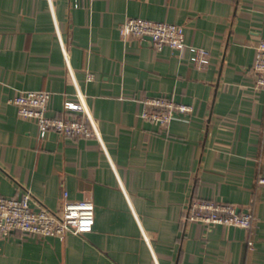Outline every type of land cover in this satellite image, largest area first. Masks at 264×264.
Returning <instances> with one entry per match:
<instances>
[{
    "label": "crops",
    "instance_id": "0c3cea01",
    "mask_svg": "<svg viewBox=\"0 0 264 264\" xmlns=\"http://www.w3.org/2000/svg\"><path fill=\"white\" fill-rule=\"evenodd\" d=\"M129 17L183 26L210 64L121 38ZM263 37L264 0H0V194L29 190L52 211L65 192L95 205L91 233L16 232L0 264H264V90L252 73ZM20 90L50 91L51 117L84 94L101 140L39 138L10 104ZM158 96L192 115L167 130L144 120L142 101ZM193 200L251 209L253 225L189 222Z\"/></svg>",
    "mask_w": 264,
    "mask_h": 264
},
{
    "label": "built area",
    "instance_id": "2783aa9c",
    "mask_svg": "<svg viewBox=\"0 0 264 264\" xmlns=\"http://www.w3.org/2000/svg\"><path fill=\"white\" fill-rule=\"evenodd\" d=\"M81 1L72 0L74 8H79ZM119 33L123 39L149 38L157 50L168 47L181 55L189 51L191 61L199 68H204L211 61L207 50L186 43L184 27L181 25L129 17L120 24ZM65 62L69 64L68 53H65ZM252 73L255 88L264 90V37L256 46ZM88 80H92V76ZM50 100V91L20 90L10 100V104L16 108L20 118L37 125L41 139H45L50 132H56L65 138L101 140V133L87 108L84 94L79 92L77 102L64 104V116L48 115ZM142 104L144 109L141 117L163 130H167L173 121L186 119L193 113L191 105L164 96L147 98ZM70 113L74 115H66ZM259 183L264 184V178H260ZM187 220L210 229L222 225L249 230L254 217L251 209L239 212L233 204L193 200ZM94 226L95 205L86 200H71L68 192L64 193L57 211L46 208L29 190L13 197L0 194V241L11 238L16 232L40 238L86 235L93 231ZM250 244L253 245V242Z\"/></svg>",
    "mask_w": 264,
    "mask_h": 264
}]
</instances>
